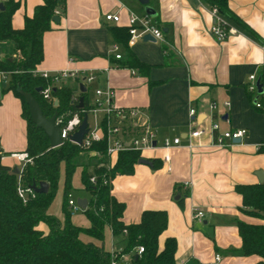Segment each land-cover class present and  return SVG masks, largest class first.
Returning a JSON list of instances; mask_svg holds the SVG:
<instances>
[{
    "label": "crops",
    "instance_id": "1",
    "mask_svg": "<svg viewBox=\"0 0 264 264\" xmlns=\"http://www.w3.org/2000/svg\"><path fill=\"white\" fill-rule=\"evenodd\" d=\"M14 2L18 7L10 26L22 30L24 20L33 16L42 0ZM227 3L232 13L255 32L256 38L232 21L224 20L235 34L224 41L216 40L210 34L215 19L200 0H147V6L137 0H65V12L57 16L58 23L51 21L50 30L43 34V60L35 67L38 74L62 70L77 73L74 80L64 81L56 88L72 86L76 80L82 85V76L96 74V81L83 85L88 104L94 89L109 86L118 107L140 108L145 113L157 136V146L140 153L150 166L138 163L132 174L116 176L110 192L125 207L120 218L125 226L139 224L145 211L165 212L167 225L159 234L157 246L161 250L165 239L175 238L174 264H207L215 255L221 257L217 264H255L259 260L255 254H241L236 223L264 225V221L243 213L236 186L257 185L256 174L261 172L264 176V93L255 96L246 91L249 75H256L262 84L264 80V0ZM146 8L154 12V17L146 16ZM105 14L119 16L120 24L106 22ZM129 14L147 17L161 30L164 41L142 38L131 46L128 41L124 45L118 31L127 28ZM126 48L143 68L116 67L115 54L124 55ZM7 81L0 73V86L6 87ZM5 89L0 87L1 163L21 171L24 164L12 156L26 154V122L21 115V102ZM79 93L80 89L73 98ZM53 98V105H58ZM255 101L260 108L255 107ZM224 103L229 106L224 107ZM211 104L217 105L214 111L209 110ZM189 108L196 112L194 118L189 117ZM211 121L217 122L223 131L243 129L246 136L240 143L222 148L215 147L205 134L190 140L188 147L186 134L190 122L191 127L198 129L207 128ZM164 138H179L181 144L164 150L160 144ZM164 156H168V163ZM116 158L84 151L75 160L73 175L76 172L80 177L84 167L89 174L95 165L112 167ZM58 178L56 195L47 214L62 222L64 178L60 174ZM73 181L72 178L71 188ZM79 181V200L84 199L87 205L90 196L84 191L81 177ZM176 195L182 200L181 205L179 200H173ZM57 197L56 208L53 203ZM194 210L204 213L202 221L193 220ZM82 211L81 208L78 212ZM81 214H72L71 223L78 228H90L86 216ZM39 228L46 229L43 225ZM103 237L98 240L84 233L79 235L83 241L101 245L109 253L120 250L109 226L104 227Z\"/></svg>",
    "mask_w": 264,
    "mask_h": 264
},
{
    "label": "trees",
    "instance_id": "2",
    "mask_svg": "<svg viewBox=\"0 0 264 264\" xmlns=\"http://www.w3.org/2000/svg\"><path fill=\"white\" fill-rule=\"evenodd\" d=\"M209 9L215 8L219 16L232 21L238 27L256 38L244 22L230 10L227 0H200ZM0 10V73L7 77V88L19 99L22 105V118L26 122L25 153L31 159L21 171L19 177L24 187L45 182L48 190L44 194H36L25 203L16 194L17 175L13 170L1 163L0 151V264H110L111 254L101 245L85 242L79 238L84 233L94 239L103 240L105 226L111 228L112 236L120 248L121 254H128L136 246L143 247L141 255H133L132 264H174L176 247L175 238H167L163 248L158 250L159 234L166 228L165 212L145 211L140 223L125 226L120 218L125 207L118 203L111 194L112 180L120 175H130L140 160L135 151H124L117 155L116 163L109 168L95 165L91 174L84 167L80 177L84 191L89 194L88 203L83 214L90 223V228H78L70 221L71 210L67 206L71 191L72 175L76 169V158L85 150L68 141L62 142L58 148H49V141L44 132L36 129L29 115L27 105L21 93L31 94L39 103L42 115L49 118L57 116L71 118L74 113L87 110L86 93L74 94L80 89L76 80L72 86H62L52 90V96L58 101L53 107L43 101L37 88L44 89L46 82L35 71V67L43 60L42 37L50 30L51 21L56 8L65 12V0H42L35 8L32 17L24 20L22 30H14L10 26L12 14L18 4L14 0H3ZM225 22V21H224ZM225 26L228 28L229 26ZM121 42L126 45L128 29L120 28ZM125 54L117 60V68H143V64L127 48ZM264 85V80H263ZM79 97L83 107L78 108ZM87 150L97 152L102 157L106 153L105 140L93 142ZM264 150V149H263ZM64 163V184L61 209L64 215L60 222L56 217L48 215L49 205L55 197L59 181V168ZM95 177L92 184L90 178ZM241 196L243 213L264 221V182L257 185L236 186ZM182 200L178 204L181 205ZM43 225L46 229L39 228ZM241 239V254H255L259 260L255 264H264V225L236 223ZM125 231V232H124Z\"/></svg>",
    "mask_w": 264,
    "mask_h": 264
},
{
    "label": "built area",
    "instance_id": "3",
    "mask_svg": "<svg viewBox=\"0 0 264 264\" xmlns=\"http://www.w3.org/2000/svg\"><path fill=\"white\" fill-rule=\"evenodd\" d=\"M1 2V0H0ZM211 15L213 16L214 23L210 29V34H212L216 40L224 41L229 35L235 34V30L226 27L225 22L219 16L215 8L209 9ZM61 13L60 8L55 10L54 14L57 17ZM104 20L106 22H111L114 24H120V18L117 15L105 14ZM127 29H128V45H133L136 40L142 39L145 35L153 36L156 41L163 42V35L160 29L155 27L145 16L139 17L134 14H129L127 18ZM116 49L114 48V51ZM115 60H120L121 55L115 54ZM264 63V61H263ZM41 79L46 82L45 88L41 89L39 93L42 100L47 101L53 107L54 98L52 96V90L60 83L67 81L69 79L74 80L76 78V72H70L68 70H62L60 72L50 73L45 72L38 74ZM80 78V77H79ZM78 78V79H79ZM248 83L246 85V91L251 95L257 94V82L262 81L252 74L248 76ZM97 80L96 74H87L82 76V85L88 86L92 82ZM256 108H260V103L254 102ZM224 107H228V103L223 104ZM89 108L87 110H81V113L72 114L71 118L66 119L64 116H57L55 124L59 126L60 139L61 142L68 141L69 138L74 133L77 132V127L81 124L84 116L87 117V127L86 135L81 141L80 147L87 151L93 142H98L105 140L106 153L105 158L109 159L113 156H117L119 153L124 151H135L139 154L145 150H150L157 146L156 144V132L151 129L147 116L140 108H121L114 103V93L113 90L107 86L104 89H94L92 102L88 104ZM217 108L216 104H211L209 106L210 111H214ZM189 117L194 118L196 112L193 108L188 109ZM192 122L189 124V131L186 134V139L188 140V147H191L190 140L200 138L202 135L208 134L211 138V142L215 147L226 148L232 145L235 140H241L246 136V131L243 129L234 130H221L219 124L211 121L207 128L199 126L198 129L191 127ZM72 143V142H70ZM73 144V143H72ZM162 149L170 150L171 148L180 146V139L164 138L160 142ZM97 156H101L97 152H93ZM12 157L17 158L24 164H31V159L27 154H16ZM102 157V156H101ZM164 161L169 162L168 156H164ZM90 182L94 184L95 177L90 178ZM16 194L21 198L22 202L25 203L28 199H32L35 193L28 187H24L21 183L19 174H17V188ZM68 208L71 212H78L81 208L78 207L76 202H73L68 198L67 202ZM204 213L199 210H194L193 220L202 221ZM125 232V231H124ZM143 253L142 246L134 247L130 253L121 254L120 250H112L110 264H132L131 258L133 255H141ZM220 256L215 255L213 260L207 264H217L220 261Z\"/></svg>",
    "mask_w": 264,
    "mask_h": 264
},
{
    "label": "water",
    "instance_id": "4",
    "mask_svg": "<svg viewBox=\"0 0 264 264\" xmlns=\"http://www.w3.org/2000/svg\"><path fill=\"white\" fill-rule=\"evenodd\" d=\"M137 1L140 5L147 6V0H137ZM1 9H2V5L0 4V10ZM145 13H146V16H148L149 18L154 17V12H152L151 9L146 8ZM52 22L57 24L58 23V17H53ZM143 40L151 42V41H154L155 39L153 38V36L145 35V37H143ZM256 86H257V94H259V95L263 94L264 93L263 84L260 83V81H258ZM0 87L3 89L6 88L5 84H1ZM54 90L55 89H53V91ZM36 92L40 93L41 88H37ZM80 92L81 93L85 92V88L81 84H80ZM21 96L27 105L28 115H29L32 123L34 124V127L36 129H40L42 132H44V134L48 138L49 148L54 149V148H58L59 146H61L62 142L60 139L59 126L55 124V120L57 118L56 113L51 115L49 118H47V117L45 118L42 115L39 103L36 102V100L33 98V96L31 94L29 95V94L21 93ZM78 100H79V104L77 107L82 108L83 107L82 97H79ZM54 106H57V102H55ZM86 127H87V117L84 116V118L81 121V124L77 127V132L74 133L72 136H70V138H69L70 142H72L76 146L80 145L82 139L84 138V136L87 133ZM234 143H240V141L235 140ZM138 163L150 166V162L144 158H140ZM18 173H19L18 169L13 170L14 175H17ZM256 176H257L258 183L262 184L263 180H264L263 174L261 172H258L256 174ZM30 189L36 194H44L47 192L48 186L45 182H41L38 185L33 184L30 187ZM179 199H180L179 195H176L173 198L174 201H178ZM77 205L79 208L85 209L86 201L84 199H80L77 201Z\"/></svg>",
    "mask_w": 264,
    "mask_h": 264
},
{
    "label": "rangeland",
    "instance_id": "5",
    "mask_svg": "<svg viewBox=\"0 0 264 264\" xmlns=\"http://www.w3.org/2000/svg\"><path fill=\"white\" fill-rule=\"evenodd\" d=\"M91 91H92V88H89V90L87 91L88 95L90 96L91 95ZM63 172H64V164H61L60 165V169H59V174H60V178L63 179ZM74 179V186L71 188V191H70V199L73 201V202H76L79 200V197H80V193L77 191V187L79 186L80 184V181H79V174L75 172V174L73 175L72 177ZM73 190V191H72ZM55 203V204H54ZM53 203V206L57 208V203H58V197L55 198V202ZM82 212H72V214L76 215L77 216H80L82 215L81 214Z\"/></svg>",
    "mask_w": 264,
    "mask_h": 264
}]
</instances>
